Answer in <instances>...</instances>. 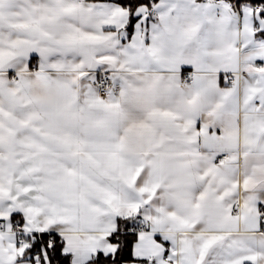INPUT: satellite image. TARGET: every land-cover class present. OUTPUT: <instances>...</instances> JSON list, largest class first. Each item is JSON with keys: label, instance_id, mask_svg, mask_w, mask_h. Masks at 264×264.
Returning a JSON list of instances; mask_svg holds the SVG:
<instances>
[{"label": "snow or ice", "instance_id": "6c2138e0", "mask_svg": "<svg viewBox=\"0 0 264 264\" xmlns=\"http://www.w3.org/2000/svg\"><path fill=\"white\" fill-rule=\"evenodd\" d=\"M0 264H264V0H0Z\"/></svg>", "mask_w": 264, "mask_h": 264}]
</instances>
